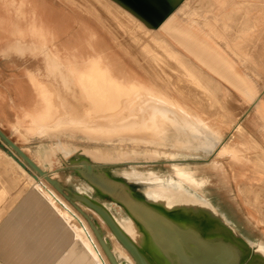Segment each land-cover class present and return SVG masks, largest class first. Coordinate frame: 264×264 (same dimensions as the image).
Segmentation results:
<instances>
[{
	"label": "rangeland",
	"instance_id": "1",
	"mask_svg": "<svg viewBox=\"0 0 264 264\" xmlns=\"http://www.w3.org/2000/svg\"><path fill=\"white\" fill-rule=\"evenodd\" d=\"M61 1H65V5L68 7L72 6L79 16H87L90 18L91 20L89 23L92 28L96 30L102 29L104 33H107V37L112 43L115 52L118 53V56L134 74L142 77L146 82L152 83L154 88L164 89L163 92H158L155 95L156 97L159 96L160 99L158 97L157 99L164 104L165 108L167 106L171 108L173 107L171 105H174L173 109L177 107V110H181L178 111V114L183 117V119L181 120V117L177 119L179 127L181 128L180 130L174 129L171 132V135L174 134L178 136L179 139L167 140L164 144L158 142H145V145L137 144L136 146H132L134 148H139V150L157 152L158 155L161 156L157 159H150L145 157L142 153L121 160L98 161L85 156L82 158L70 159L60 152L61 149L58 147L60 144L65 143L71 148H93L94 146L100 145L103 148L114 149L120 147L126 150L131 148L132 142L128 140H115L106 143L96 142L86 139L81 133H71L69 131H52L50 132L52 134L49 133L50 136L27 135V137L24 138L13 126H11V122L23 120L22 125L26 126L28 124V119L24 118V115H22V108L32 106L35 100H29V91L32 92L30 86L26 83L24 84V82L14 83L13 78L16 75L14 73L15 71L7 69L6 67L0 68V129L37 164H40V160L36 158L39 153H45L48 149H54L53 151H55L56 154L50 157V170L54 172L51 177L59 182L63 192L73 197V202L82 209L93 224L99 228L103 238L107 240L112 252L116 255L119 262L125 259L117 254L118 250L114 252V249H122L130 258L131 256L113 236L102 217L84 201L72 195V193L77 192L78 189L84 191L88 197L94 196L95 194L91 189L90 183L74 170L75 165L73 163L75 162L87 160L93 163V166H101L100 170L110 175H112V172L135 169L142 172L154 171L162 177H168L170 175L173 164L189 166L191 167L192 173L196 171L195 174H193L197 181L202 185H206L203 189L205 197L221 213L226 215L233 225V228L242 239L251 241L254 244L264 242V194H262L264 193V154L261 153V149L258 146L260 145L261 148H264V127H262L261 113L257 114L256 108L248 109L249 106L247 101L237 99L223 84L215 80L210 73L197 68L195 62L189 56L176 50L175 46L169 43L162 32H151L153 30L145 28L140 22L136 21L131 14L118 8L110 0H103V2H101V0H92V3L88 1L86 4L84 0ZM225 30L228 31V29ZM218 39L222 44H225L226 49H229L227 55L230 57L237 56V58L246 63L245 58L239 57L237 53L231 51V48L236 43L248 42V37L237 34L232 36H218ZM246 71L249 75H252L256 81L264 82V77L259 76L255 72V69L248 68ZM184 85L187 91H185ZM260 88L264 90V85L261 84L259 89ZM196 91L198 94L194 93ZM198 91L202 95H200ZM24 93L25 95H23ZM31 94L32 93H30V95ZM205 94L207 98H205ZM199 95L200 97H198ZM194 104L195 106H193ZM194 109L197 110L198 113ZM207 112H209L210 115ZM219 113L227 117L224 116L223 118V115ZM184 114L185 116H183ZM185 117H189L190 119L188 118V120ZM206 123L209 124V129H207ZM195 125H197L196 128L200 130L197 131ZM239 125L243 126L245 131L240 129ZM198 126H200V128H198ZM190 128H192V131L195 130V137L192 135L193 132L189 131ZM20 129L23 132L24 128ZM208 130H210V132ZM207 133L210 135H207ZM216 133L221 135L222 138L219 144ZM201 134H204V136ZM206 135L207 139L205 138ZM249 136H251L258 145L252 141V138ZM0 141L3 143L1 139ZM232 141L233 143L239 142V145L228 143ZM225 143L228 144L225 145ZM146 144L148 146H146ZM223 145L225 146L222 147ZM191 147L197 149L195 150ZM229 148L230 150L232 148L231 151H235L231 152L234 155L228 152ZM8 151L13 152L19 160L23 161V159L6 144H4V147L0 146V218L13 203L11 200L16 199L14 197L17 194L23 192L25 189H36L48 199L49 203L57 211V214H59L62 220L71 226L76 241L83 242V248L89 251L91 248L88 239L83 235V232L80 233V227L77 221L70 217L65 209L59 205L55 197L47 192L45 189L46 183L59 195L65 198L63 194L42 176V181L36 182L33 177L30 176L35 174V171L28 166L26 168L23 167L27 173H30V175L26 174L24 170L9 157L11 155ZM224 153H226V155ZM235 153L236 156H239L236 157ZM167 155H178V157L168 158ZM230 158H233V160ZM41 167L46 169L44 164H41ZM218 169H223L226 172L228 178L227 182L221 180L218 175L219 173L216 172ZM241 187L246 189L242 192L239 189ZM242 193H244L249 200L248 204L244 201L246 198ZM65 200L71 205L75 213L77 215L80 214L79 216H82L81 218L85 221L86 219L82 213H80L68 199L65 198ZM103 204L117 218L124 215L123 211L116 203L106 201L105 203L103 202ZM85 222H87V220ZM88 224L87 226L90 229L87 226L86 228L91 231V234L94 236L92 242H95H93L94 245L97 246V250L99 249V254L101 256L103 255L102 257H104L103 259L106 263L110 264L97 237ZM91 257L94 261L96 260L97 264H100L99 258H97L94 253H91ZM131 260L133 261L132 258ZM133 264H135L134 261Z\"/></svg>",
	"mask_w": 264,
	"mask_h": 264
},
{
	"label": "bare ground",
	"instance_id": "2",
	"mask_svg": "<svg viewBox=\"0 0 264 264\" xmlns=\"http://www.w3.org/2000/svg\"><path fill=\"white\" fill-rule=\"evenodd\" d=\"M155 5L156 4L154 3V6ZM41 39H43L44 45L48 43V38L46 36L41 37ZM50 47H52L51 50L48 49V47H46L45 45V50L39 53L43 55V59L45 62V68L43 69L42 75L46 77L48 81L38 80L36 76H34V73H30L28 78L29 81L31 80V82L29 83H32L38 96V100L35 101L32 106L23 108L21 107L22 115H24V118L28 119V124L26 126H23V120L19 122H11V126H13V128L16 129L18 133H20L24 138H26L27 135L50 136L49 133L52 131H69L71 133H81L86 139L96 142L98 141L106 143L113 142L115 140H128L132 142L131 148L126 150L120 147H116L114 149L103 148L100 145L94 146L93 148H71L68 147L65 143H62L60 145L58 144L59 149H61L60 152L70 159L78 157L82 158L85 156L98 161L127 159L130 158V156H137L141 153L145 157H148L150 159H157L161 157L157 152L139 150V148H134L132 146H136L137 144L145 145V142H158L164 144V142L167 140L179 139L178 136L174 134L171 135V132L174 129L180 130L181 128L179 127V123L177 122V119L181 117L178 114V111L181 110H177V107L173 109L174 105H171L170 103L169 104L173 107L168 108L167 106L165 108L164 104L157 99V97L159 98V96L156 97L155 95L158 92H163L164 89L154 88L152 83L145 82L143 79L139 78L128 69L124 68L123 64L118 61V58L110 52L109 43L106 40H104L103 38H98L92 31H89L87 29L84 30L83 28L80 33L77 32L76 35L70 37L64 45H52ZM225 78L228 79L227 77ZM50 80H53L54 82H56V84L51 82ZM236 83H234L233 85H236ZM239 85H241L240 82ZM185 88L186 86L184 87V89ZM185 91H187V89H185ZM194 93H197V91ZM23 95H25V93ZM200 95L202 94L200 93ZM200 95L198 97H200ZM251 95H253V93H251ZM204 96L205 98H207L206 94ZM193 106H195V104ZM195 111L198 113L197 110ZM256 111L257 114L262 112L260 111V107L258 105L256 106ZM207 113L209 114V112ZM219 114L223 115L222 113ZM183 116H185V114ZM224 116L226 115H223V118ZM260 117L262 120V127H264V117ZM180 119L182 120L183 117H181ZM197 125H195V128ZM200 126H198V128H200ZM208 126L209 124L206 123L207 129H209ZM20 128H24L23 132ZM239 128L244 130L243 126L239 125ZM185 130L188 131L187 129ZM198 130L200 129H197V131ZM189 131H192V128H190ZM208 131L210 132V130ZM192 132L195 133H192V135H194L195 137V130H193ZM201 135L204 136V134ZM207 135L210 134L207 133ZM207 135L205 136V138L207 137ZM218 135L219 134H217L216 138L219 144L222 138L221 135H219L220 137ZM249 137L252 138L251 136ZM251 140L256 143L253 138ZM228 143L239 145V142L233 143L232 141ZM228 143H225V145ZM225 145H223L222 147H224ZM146 146L148 145L146 144ZM258 146L261 149V153L264 154V148H261L260 145ZM53 150L54 149H48V151H46L45 153H39L36 157L40 160V164L38 165L41 166V164H44L47 172L51 175H53L54 172L50 170V157L51 155L56 154V152ZM228 150V152L231 153L235 149L231 151L229 148ZM226 153L224 154L226 155ZM231 154L234 155L233 153ZM238 156L239 155H237L236 157ZM9 157L14 160V162L21 169H23L26 174L30 175V173H27L26 170L12 156ZM167 157L175 158L178 157V155H167ZM230 159L233 160V158ZM84 166L85 165L79 167L83 168ZM195 172L193 171L194 174ZM216 172L219 173L218 175L221 180L227 182V174L223 169H218L216 170ZM193 173L191 171V167L189 166L173 164L172 171L170 172V175L168 177H162L154 171L142 172L132 169L129 171L112 172V175L109 174V178L121 181L122 183L129 185L130 187H132L131 189H135V191H137L140 196H142L143 198H147L156 204L159 203L168 209H176L178 212L181 211L184 215H187L189 217L206 219L207 223H209L205 228L206 230L219 231L221 233L218 234L223 235L222 237H224L225 239L229 238L235 240L238 243H241V245H246L250 248L252 253L253 258L251 259V263L264 264V242H258L257 244H254L251 241H243L240 235L233 228V225L226 217V215L221 213L205 197L203 189L206 185L200 184L194 177ZM30 176H32L36 182L42 181L41 176H37V178H34L33 175ZM45 189L50 195L55 197L59 205H61V207L65 209L68 215L77 221L80 227V233L83 232V235L87 237L91 249H88L89 251L83 249L82 251L88 254L90 257L91 253H94L96 257L99 258L100 264H107L103 259L104 257H102L103 255H99V251H96L97 246L94 245V241V243L92 242V238L94 236L91 234V231L87 230L86 226L88 223L85 222L86 220L84 221V219L81 218L82 216H79V213V215H77L71 205L65 200V198L59 195L49 184L46 183ZM91 189L95 193L94 196H90L91 199L100 201L102 203L108 201L107 198L102 197L99 194L97 189H95L94 187H92ZM239 189L243 192V190L246 188L241 187ZM78 194L88 196L81 189H78L77 192L72 193V195ZM99 196L102 198H100ZM245 198L246 200L244 199V201L248 204L249 200L246 196ZM124 215H122L120 218H117L115 215H113V218L120 226V228L124 231V233L138 247L146 250V248L149 247V240L146 238V235L142 232L139 225L135 223V221L129 215L125 213ZM79 249L81 248L77 247V250ZM116 250H118L117 254L124 257L125 259L124 261L120 262V264H133V261L124 250L114 249V252H116ZM82 254L83 253L81 252L80 255L82 256ZM68 256H70V254ZM90 257L86 259H89ZM71 259L74 260V258ZM86 259L84 260L87 261ZM74 263H76V261ZM88 263L91 264V262Z\"/></svg>",
	"mask_w": 264,
	"mask_h": 264
},
{
	"label": "crops",
	"instance_id": "3",
	"mask_svg": "<svg viewBox=\"0 0 264 264\" xmlns=\"http://www.w3.org/2000/svg\"><path fill=\"white\" fill-rule=\"evenodd\" d=\"M88 1L92 3V0H84V3ZM110 1L145 28L153 30L151 32H162L169 43L195 62L197 68L210 73L237 99L247 101L248 109L258 105L264 117V90L259 89L264 82L256 81L246 71L255 69L264 77V0ZM90 20L87 16H79L72 6H66L61 0H0V68L14 70L13 82L29 85L32 91H29V100L37 101V92L28 80L30 73L40 81H48L42 75L45 62L39 53L45 50V45L50 50L52 45H64L84 28L106 40L110 52L132 72L115 52L108 34L92 28ZM237 34L248 37V42L234 44L231 51L244 57L246 63L237 56L227 55L229 49L218 39V36ZM43 36L48 38L45 45ZM14 198L0 218V264H97L82 251V243H76L71 226L60 219L39 191L25 189ZM77 251L82 252L84 258ZM84 253L90 258L86 259Z\"/></svg>",
	"mask_w": 264,
	"mask_h": 264
},
{
	"label": "water",
	"instance_id": "4",
	"mask_svg": "<svg viewBox=\"0 0 264 264\" xmlns=\"http://www.w3.org/2000/svg\"><path fill=\"white\" fill-rule=\"evenodd\" d=\"M0 139L23 159V161L19 160L13 152L8 151L22 167L28 166L35 171L34 178L42 176L82 213L93 229L110 264H120L99 228L73 202L74 198L63 192L59 182L53 179L46 169L35 163L1 129ZM3 143L0 141V146L4 147ZM73 164L75 171L97 189L102 197L116 203L120 209L122 207L123 210H121L129 215L146 235L149 247L145 250L138 247L124 233L112 213L102 202L95 201L85 195H73L84 201L102 217L113 236L128 252L135 264H252L253 257L249 247L241 245L235 240L225 239L222 237L223 235L218 234L221 233L219 231L206 230L205 228L209 224L206 219L189 217L181 211L168 209L159 203L156 204L143 198L135 189L132 190L129 185L109 178V173L100 170L101 166H93V163L91 164L87 160H80ZM82 165L85 166L79 167ZM243 241L245 240L243 239ZM96 251L98 252L97 248Z\"/></svg>",
	"mask_w": 264,
	"mask_h": 264
},
{
	"label": "built area",
	"instance_id": "5",
	"mask_svg": "<svg viewBox=\"0 0 264 264\" xmlns=\"http://www.w3.org/2000/svg\"><path fill=\"white\" fill-rule=\"evenodd\" d=\"M100 255V254H99Z\"/></svg>",
	"mask_w": 264,
	"mask_h": 264
}]
</instances>
